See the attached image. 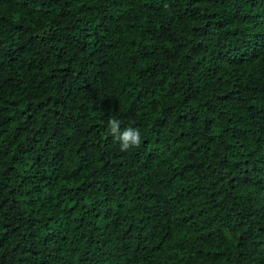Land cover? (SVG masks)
Here are the masks:
<instances>
[{
    "label": "trees",
    "instance_id": "1",
    "mask_svg": "<svg viewBox=\"0 0 264 264\" xmlns=\"http://www.w3.org/2000/svg\"><path fill=\"white\" fill-rule=\"evenodd\" d=\"M0 264H264V0H0Z\"/></svg>",
    "mask_w": 264,
    "mask_h": 264
},
{
    "label": "clouds",
    "instance_id": "2",
    "mask_svg": "<svg viewBox=\"0 0 264 264\" xmlns=\"http://www.w3.org/2000/svg\"><path fill=\"white\" fill-rule=\"evenodd\" d=\"M107 131L112 138L119 142L120 150L127 152L141 145L140 131L132 126L122 127V121L118 118H110L107 122Z\"/></svg>",
    "mask_w": 264,
    "mask_h": 264
}]
</instances>
